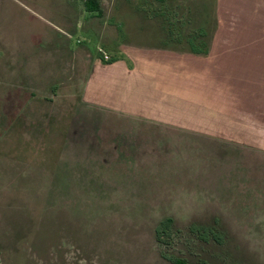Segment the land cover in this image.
<instances>
[{"label": "rangeland", "instance_id": "374dc122", "mask_svg": "<svg viewBox=\"0 0 264 264\" xmlns=\"http://www.w3.org/2000/svg\"><path fill=\"white\" fill-rule=\"evenodd\" d=\"M219 1L256 0H0V264H264L263 151L88 107L74 81L146 23L233 13Z\"/></svg>", "mask_w": 264, "mask_h": 264}, {"label": "crops", "instance_id": "0c3cea01", "mask_svg": "<svg viewBox=\"0 0 264 264\" xmlns=\"http://www.w3.org/2000/svg\"><path fill=\"white\" fill-rule=\"evenodd\" d=\"M257 1H219L218 9L233 13L212 25L171 19L149 34L146 23L144 44L121 45L112 61L83 57L74 75L83 103L264 153V0ZM199 31L207 32L205 54L188 43ZM243 105L254 115L242 118L235 107Z\"/></svg>", "mask_w": 264, "mask_h": 264}, {"label": "trees", "instance_id": "16d2710c", "mask_svg": "<svg viewBox=\"0 0 264 264\" xmlns=\"http://www.w3.org/2000/svg\"><path fill=\"white\" fill-rule=\"evenodd\" d=\"M85 5L87 10L95 11L100 10L101 6L98 0H85ZM194 35L191 36L188 39V43L190 44V48L193 52L197 53H207L209 50L208 41L206 40L207 32L206 31H199L198 33H193ZM116 58L115 56H111L108 61H112ZM175 218L172 216H167L164 219H162L157 227H156V234L158 240L165 244L168 243V239L172 238L174 236V225ZM191 230L196 233L199 238L203 240H207V236L209 233L204 230H200L197 228L195 224H190ZM171 259L175 262V264H191L189 263L188 259L181 256H171ZM194 264H213L211 261H209L205 256L197 258L195 260Z\"/></svg>", "mask_w": 264, "mask_h": 264}, {"label": "built area", "instance_id": "2783aa9c", "mask_svg": "<svg viewBox=\"0 0 264 264\" xmlns=\"http://www.w3.org/2000/svg\"><path fill=\"white\" fill-rule=\"evenodd\" d=\"M101 50H102V48H101ZM103 57L105 58V59H109L111 56L107 53V52H105V51H103Z\"/></svg>", "mask_w": 264, "mask_h": 264}]
</instances>
